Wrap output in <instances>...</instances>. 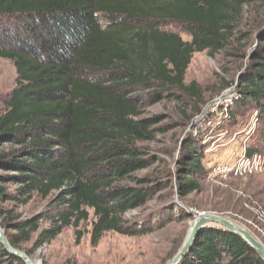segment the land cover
I'll return each instance as SVG.
<instances>
[{
    "label": "trees",
    "instance_id": "obj_1",
    "mask_svg": "<svg viewBox=\"0 0 264 264\" xmlns=\"http://www.w3.org/2000/svg\"><path fill=\"white\" fill-rule=\"evenodd\" d=\"M255 5L264 14V0H0V58L17 72L0 110V223L9 244L22 250L37 235L39 250L70 227L80 243L90 211L94 246L108 233L144 237L191 218L175 209L129 217L161 200L168 184L148 172L157 158L145 145L162 129L143 111L166 97L180 101L175 92L200 100L197 84L185 83L194 55L215 57L252 40L241 26ZM259 28L243 55L239 97L227 108L231 120L257 113L263 143L248 149L251 157L264 151V23ZM199 150L192 141L182 146L187 159L174 187L183 199L201 189ZM36 198L48 201L44 211L20 217L17 209ZM0 264L25 263L0 241ZM179 264L264 261L243 238L213 226Z\"/></svg>",
    "mask_w": 264,
    "mask_h": 264
},
{
    "label": "rangeland",
    "instance_id": "obj_2",
    "mask_svg": "<svg viewBox=\"0 0 264 264\" xmlns=\"http://www.w3.org/2000/svg\"><path fill=\"white\" fill-rule=\"evenodd\" d=\"M244 16L241 30L251 33L252 40H236L215 57L207 52L194 55L185 83L197 84L200 100L175 92L180 101L166 97L143 111L144 118L158 117L161 120L158 128L162 129L154 142L145 145L157 158L148 172L168 184L158 198L161 200L156 199L144 211L130 213V218L147 212L158 215L161 212L164 216L171 209H175V214L181 210L191 215L215 213L237 223L264 245V151L256 153V158L255 154L254 157L248 154L249 148L256 150L263 143L262 124L256 112L238 113L234 120L227 113V108L239 97L240 74L248 62L243 55L249 56L257 44L255 34L259 24L264 23L258 5L247 8ZM177 31L185 41L190 40L187 34ZM16 79L14 64L0 58V110L15 88ZM202 135H207L206 139ZM189 141L200 149L206 173L200 180V191L183 199L174 182L178 164L187 159L182 146ZM47 203L36 198L17 209V214L22 218L36 217ZM194 220L193 215L186 220L175 219L166 229L144 237L108 233L94 246L91 242L94 214L90 211V220L79 228L84 233L80 243L76 240V229L70 227L39 250L33 248L35 235L34 241L23 245L20 251L40 264H168L177 246L181 248L187 238ZM42 226L47 228L49 224L43 222Z\"/></svg>",
    "mask_w": 264,
    "mask_h": 264
},
{
    "label": "water",
    "instance_id": "obj_3",
    "mask_svg": "<svg viewBox=\"0 0 264 264\" xmlns=\"http://www.w3.org/2000/svg\"><path fill=\"white\" fill-rule=\"evenodd\" d=\"M195 220L189 230V234L182 244L181 248L168 264H179L182 259L191 251L194 241L201 230L207 227H221L231 233H234L243 238L264 261V245L254 237L250 232L242 228L237 223L227 217L215 213H195L192 214ZM0 241L5 249L12 255L22 259L25 264H40L35 263L29 256L18 249L13 248L5 237L4 230L0 223Z\"/></svg>",
    "mask_w": 264,
    "mask_h": 264
},
{
    "label": "built area",
    "instance_id": "obj_4",
    "mask_svg": "<svg viewBox=\"0 0 264 264\" xmlns=\"http://www.w3.org/2000/svg\"><path fill=\"white\" fill-rule=\"evenodd\" d=\"M257 155H258V154L254 155L255 157H254V156H253V157L256 158V157H258Z\"/></svg>",
    "mask_w": 264,
    "mask_h": 264
}]
</instances>
